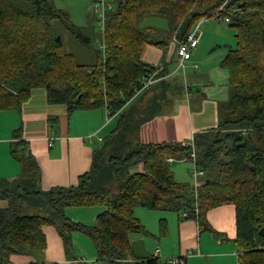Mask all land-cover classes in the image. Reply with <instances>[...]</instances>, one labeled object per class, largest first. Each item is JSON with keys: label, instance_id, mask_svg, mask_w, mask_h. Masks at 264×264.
<instances>
[{"label": "trees", "instance_id": "obj_1", "mask_svg": "<svg viewBox=\"0 0 264 264\" xmlns=\"http://www.w3.org/2000/svg\"><path fill=\"white\" fill-rule=\"evenodd\" d=\"M25 2L0 0V111L20 110L35 89H45L49 104L64 105L69 114L100 108L118 122L100 140L78 185L47 191L41 189L42 170L29 144L21 130L15 132L11 155L22 171L13 180L0 178V201L7 202L0 208V264H14L17 256L37 258L48 245L46 227L58 231L66 253L73 249L74 233L81 232L94 243L98 261L173 264L134 255L133 237L148 234L136 208L187 213L183 218L195 220L200 232L218 233L208 214L224 205L236 208L238 264H264V0H112L91 65L66 52L54 25L89 48L91 33L53 0ZM147 16L166 18L168 29L142 28ZM204 18H229L236 31V47L222 63L229 71L230 98L220 107L219 125L190 142L143 143L135 133L161 115L159 103L184 91L178 78L159 80L133 104L136 89L155 70L143 62L144 51L147 46L167 51L175 36L187 40ZM194 151L195 164L205 173L198 189L177 182L170 169L175 161L193 162ZM98 205L106 210L95 226L66 214L68 208ZM167 234L164 219L160 237Z\"/></svg>", "mask_w": 264, "mask_h": 264}, {"label": "crops", "instance_id": "obj_2", "mask_svg": "<svg viewBox=\"0 0 264 264\" xmlns=\"http://www.w3.org/2000/svg\"><path fill=\"white\" fill-rule=\"evenodd\" d=\"M232 30L218 27L217 23L206 27L184 71L177 70L173 41L167 51L157 46L146 47L143 62L154 67L162 65L168 80L178 78L184 91L173 99L172 107L163 109L160 116L142 127L143 143L190 142L196 133L218 127L220 107L230 98L229 71L222 63L236 47V31ZM138 98L140 96L133 103ZM117 122L116 116L108 118L106 109L77 110L69 114L66 106L49 104L45 89H35L20 110L0 111V178L13 180L21 174V165L11 155L14 134L21 130L23 140L29 144L42 170L41 189L76 186L80 177L90 171L96 145L114 130ZM5 207L7 202L0 201V208ZM93 208H68L66 214L73 222L85 225L84 217L90 215L93 221L97 215H93ZM167 219L165 237H159L160 231L156 230L132 239L137 258L158 256L162 260L183 258L187 264H238L233 205L209 212V222L218 233L200 232L198 223L192 219L181 216L178 221L170 216ZM45 233L48 241L45 251L37 258L17 256L14 264H90L84 260H89L86 255L97 258L98 264L104 262L98 261V255L89 244L80 246L76 233L70 253H66L64 242L54 227H46Z\"/></svg>", "mask_w": 264, "mask_h": 264}, {"label": "rangeland", "instance_id": "obj_3", "mask_svg": "<svg viewBox=\"0 0 264 264\" xmlns=\"http://www.w3.org/2000/svg\"><path fill=\"white\" fill-rule=\"evenodd\" d=\"M14 3L26 6L25 0H13ZM54 5L65 12H67L70 15V18L74 22V24L82 29H84L86 32L91 33L94 37L92 46L93 48H89L84 46L83 44L77 42L74 38H72L69 34H67L62 26L59 23H56L54 25L55 28V34L63 39L64 42V48L66 52L71 53L75 56L76 60L80 64H93L96 62V55L95 50L100 49L101 42L103 39V35L100 32L101 29V22L99 17V12L97 11L96 2L93 0H53ZM218 20L217 18L210 19L209 22H203L201 26V31L203 32L206 27L217 23L218 27H223L224 29H227L229 31H233L229 25V23L225 21H212V20ZM142 28H149V29H155L157 31H163L168 29V20L164 17H156V16H147L143 18L141 22ZM206 32V31H205ZM173 99L171 97H168L167 102L159 103L157 106V110L163 111V109L167 107H172ZM137 100L133 104H136ZM171 101V102H170ZM170 103V104H169ZM140 136V133H135V138L138 139ZM99 146L96 145L95 149H97ZM194 154L195 151H194ZM170 169L172 170L175 180L179 183H189L191 182L193 184V173L195 170V165L193 162L189 161H175L170 165ZM205 179V176H201L198 178V181L202 183ZM106 210V207L103 205L94 206L93 215L97 213L95 219H91L90 215H87V217H84L82 222H87L85 225L87 226H95L96 225V218L97 216L104 212ZM136 216L137 218L142 222L147 232H154V231H160L161 229V220H166L168 222L167 217H172L173 221H178V214L174 212H164L160 210H149L143 207L136 208ZM92 215V214H91ZM172 222V221H171ZM173 229V227H172ZM175 231V230H174ZM173 231V232H174ZM78 236V239H80V246H86V243L89 244L91 247V250L93 253L97 254L96 247L94 243L91 241V239L85 234L81 232H77L75 234ZM135 237H143L141 235H135ZM160 237V236H159ZM89 260L86 258L85 261L89 262L95 261V264H98L96 262L97 258H94L90 255H86ZM99 264H109V262L104 261L100 262Z\"/></svg>", "mask_w": 264, "mask_h": 264}, {"label": "built area", "instance_id": "obj_4", "mask_svg": "<svg viewBox=\"0 0 264 264\" xmlns=\"http://www.w3.org/2000/svg\"><path fill=\"white\" fill-rule=\"evenodd\" d=\"M96 7L97 11L99 12V17H100V22L101 24V29L102 31L104 30V24H105V19H106V13L108 10L112 9V0H98L96 2ZM224 6L220 8V11L223 10ZM216 17H219V14L216 15ZM210 21L209 18H204L192 31V33L188 36L187 40L182 41L177 38V36L174 37L173 42L175 43V56L177 59V70H185V63L190 61L193 56L194 50L198 47L200 40L202 38V31H201V24L203 22H208ZM225 22L230 23V19L226 18L224 19ZM102 49H105V46L102 45ZM195 69L198 68V65L196 64ZM164 67L162 65L156 66L154 72L146 77L141 86L136 89V97L144 93L145 91L149 90L157 81L159 80H165L168 78V75H163ZM107 116L109 117V112L107 111ZM53 144H51L52 146ZM192 159L193 163L195 165V170L193 173V186L198 189L201 187L202 183L198 181V178L201 176H205V173L203 170L199 169L196 166V154H192ZM169 162H172V159H168ZM183 217H187V213L183 214ZM158 252V251H157ZM84 260H81L83 262ZM173 264H180L182 261L179 260H173Z\"/></svg>", "mask_w": 264, "mask_h": 264}, {"label": "water", "instance_id": "obj_5", "mask_svg": "<svg viewBox=\"0 0 264 264\" xmlns=\"http://www.w3.org/2000/svg\"><path fill=\"white\" fill-rule=\"evenodd\" d=\"M260 234L264 237V228L260 231Z\"/></svg>", "mask_w": 264, "mask_h": 264}, {"label": "clouds", "instance_id": "obj_6", "mask_svg": "<svg viewBox=\"0 0 264 264\" xmlns=\"http://www.w3.org/2000/svg\"><path fill=\"white\" fill-rule=\"evenodd\" d=\"M84 262V261H83Z\"/></svg>", "mask_w": 264, "mask_h": 264}]
</instances>
